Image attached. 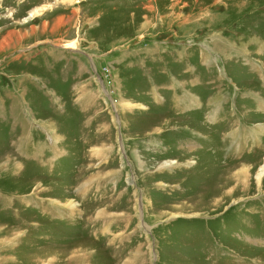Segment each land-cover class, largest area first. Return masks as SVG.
Instances as JSON below:
<instances>
[{
	"label": "rangeland",
	"instance_id": "obj_1",
	"mask_svg": "<svg viewBox=\"0 0 264 264\" xmlns=\"http://www.w3.org/2000/svg\"><path fill=\"white\" fill-rule=\"evenodd\" d=\"M263 161L264 0H0V264H264Z\"/></svg>",
	"mask_w": 264,
	"mask_h": 264
},
{
	"label": "crops",
	"instance_id": "obj_2",
	"mask_svg": "<svg viewBox=\"0 0 264 264\" xmlns=\"http://www.w3.org/2000/svg\"><path fill=\"white\" fill-rule=\"evenodd\" d=\"M208 49V48H207ZM234 50V49H233ZM235 51V50H234ZM237 51V50H236ZM238 54V52H236V55ZM216 55H219V54H216ZM220 56V55H219ZM221 57V56H220ZM206 58V57H205ZM222 58V57H221ZM209 59H205L204 61H201V64L202 65H206V66H209V64H210V62L213 64V63H215V64H217L218 65V63H217V58L213 55V56H211V61L209 62L208 61ZM226 61H230V58H229V56L226 58ZM214 65V64H213ZM175 80L176 79H174L173 77H172V81L171 82H175ZM174 85H175V83H174ZM176 85H178L179 87H181L182 88V90L184 91L183 92V94L185 95V93H186V82H177L176 83ZM249 95H247L246 96V98H249L250 97V95H251V97L253 98V99H255V92H253V91H251V92H249L248 93ZM245 95V94H244ZM246 111V113H248V111L247 110H245ZM3 169H7V164L4 162L3 163ZM8 197H9V194L8 193H0V201H2V202H5V201H8L9 199H8Z\"/></svg>",
	"mask_w": 264,
	"mask_h": 264
},
{
	"label": "bare ground",
	"instance_id": "obj_3",
	"mask_svg": "<svg viewBox=\"0 0 264 264\" xmlns=\"http://www.w3.org/2000/svg\"><path fill=\"white\" fill-rule=\"evenodd\" d=\"M67 46H71V45H68ZM245 166V165H244ZM241 174L240 176H247L248 174V169H245L243 168L242 170L239 171ZM264 176V161H263V164L259 167L258 171L256 172L255 174V177H256V180L257 182L260 181V179ZM71 204V203H70ZM71 206V205H70Z\"/></svg>",
	"mask_w": 264,
	"mask_h": 264
}]
</instances>
